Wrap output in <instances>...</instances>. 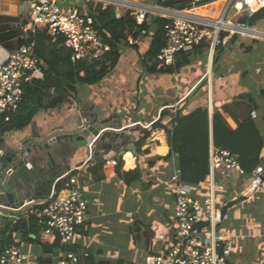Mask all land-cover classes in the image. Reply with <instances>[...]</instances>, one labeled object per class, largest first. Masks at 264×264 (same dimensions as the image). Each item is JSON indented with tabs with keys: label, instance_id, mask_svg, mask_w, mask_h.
<instances>
[{
	"label": "crops",
	"instance_id": "1",
	"mask_svg": "<svg viewBox=\"0 0 264 264\" xmlns=\"http://www.w3.org/2000/svg\"><path fill=\"white\" fill-rule=\"evenodd\" d=\"M28 1L0 0V34L16 33L15 37L5 39L9 46L3 45L5 51L16 48L23 29L30 27ZM132 2L149 10H180L163 7L157 0ZM58 4L61 8L76 6L85 12L88 4H101L112 6L115 12L109 0H58ZM229 4L230 0H208L180 11L194 18L215 20ZM118 8L124 15V9ZM154 15L147 13L148 22ZM249 18L245 11L236 12L230 4L225 19L248 26L254 34L225 32L228 42L216 62L217 49L211 51L208 42L203 41L208 50L193 52L188 63L174 73H148L141 65L139 55L149 47L150 34L155 30L152 24L151 33L137 41V50L129 45L122 47L116 66L101 81L76 85V91L60 107L42 109L24 129L4 135V146H14L53 137L83 124L124 131L126 143L121 156L110 151L94 158L88 144L74 146L67 139L54 144L65 155L68 170L77 169L87 204L86 220L69 245L79 255L78 264L88 257L94 264H143L146 255L167 249V240L175 230L176 202L170 179L179 168L164 130L151 127L163 109L176 102L178 107L184 103L186 111L205 107L210 119L218 109L235 128L233 117L221 107L233 102L253 104L252 110L257 114L253 119L264 140V14L252 23ZM84 108L90 112L87 117L83 116ZM145 132L149 134L145 144L136 150L135 141ZM98 162H103L102 167L90 170ZM260 164L264 165V155ZM136 168L147 175L143 180L123 175ZM250 178L251 174L226 178L215 171L213 175L209 172L204 182L192 185V195L197 199L216 187V202L223 213L220 230L233 234L235 241L227 264H264V181L253 194L245 196L242 191ZM38 209L29 208L18 219H25L26 223L22 230L12 232L14 243L28 256L29 264H57L62 254L58 239L45 237L40 227H32L27 221L30 213L39 219Z\"/></svg>",
	"mask_w": 264,
	"mask_h": 264
},
{
	"label": "built area",
	"instance_id": "2",
	"mask_svg": "<svg viewBox=\"0 0 264 264\" xmlns=\"http://www.w3.org/2000/svg\"><path fill=\"white\" fill-rule=\"evenodd\" d=\"M205 1L191 0V5ZM109 4L115 7L117 17L122 14L118 8L121 7L124 14L134 17L137 23H141L148 12L167 19L163 26L164 46L157 55L158 64L166 66L175 63L177 53L190 51L203 41L208 42L209 49L214 51L219 44L228 42L227 37H221L222 33L250 34L232 30V27L251 29L225 19L226 12L233 4L236 12L245 11L251 17L258 8L264 7V0H230L221 16L215 20L194 18L180 10L160 7L149 10L132 0H109ZM27 7L30 27L24 28L22 34L44 30L53 39L62 37V44L71 52V61L93 63L102 60L109 51V46L103 42L94 26L93 16L88 12L72 5L61 8L58 0H29ZM44 69L45 64L36 54L34 41L7 51L0 42V114L6 115L18 108L24 86L35 79H42ZM168 107L175 114L178 102ZM250 116L256 118V111L252 110ZM5 119L8 117L5 116ZM72 171H64L57 179V183L66 180L67 186L59 191L54 186L49 197L36 204L39 207L38 224L43 235L59 240L62 254L57 264H78L80 259L76 251L67 248L77 236L78 228L84 224L87 213L83 187L78 176L70 174ZM215 171H220L226 178L234 174L244 175L233 153L211 146L210 175ZM263 181L264 165L259 164L251 172L250 181L242 194H253ZM170 182L176 202L175 230L167 240V249L146 255L143 264H227L235 241L233 234L220 230L223 213L216 202V187L212 186L207 194L197 199L192 195V185L181 179L179 169L171 176ZM10 237V243L0 250V264H29L28 256L14 243V233Z\"/></svg>",
	"mask_w": 264,
	"mask_h": 264
},
{
	"label": "trees",
	"instance_id": "3",
	"mask_svg": "<svg viewBox=\"0 0 264 264\" xmlns=\"http://www.w3.org/2000/svg\"><path fill=\"white\" fill-rule=\"evenodd\" d=\"M157 3L163 7L181 10L190 7L191 0H157ZM88 5V13L93 16L98 34L109 46L106 56L93 63L73 62L70 50L62 44V37L53 39L44 30L21 34L18 38V45L34 41L36 54L45 64L44 74L42 79H35L24 86L22 98L15 111L8 112L6 115L0 114V138L8 132L24 129L31 123L38 111L60 107L76 91V85H94L101 81L116 66L122 47L129 45L137 50V41L151 33L152 24L155 26V30L150 34L149 47L139 55L141 65L147 69L148 73H174L188 63L193 52L201 53L208 50V44L201 42L195 45L192 51L177 53L174 64L157 68V55L164 46L163 26L167 22L166 18L154 15L148 22L149 19L146 16L141 23H137L134 17L128 13L116 17L112 6ZM262 14H264V7L257 10L248 21L252 23ZM15 36V31L5 32L0 34V42L9 47L4 42L5 39L8 40ZM221 37H224V33L221 34ZM129 38L132 40L131 44ZM216 49L215 62L218 61L224 49L223 44H219ZM231 106L236 111H233ZM253 107V104L242 102L224 104L221 110L229 113L236 122V127L232 128L220 110L217 109L210 119L207 108L196 107L191 111H186L183 103L177 107L175 114L168 109H163L160 118L151 127L163 129L168 136L170 152L176 154L181 179L186 183L197 185L207 178L211 143L216 149H225L233 153L244 174L250 175L254 168L260 164L261 157L264 155L263 136L250 116ZM5 116L8 119H5ZM164 117L167 119L163 120ZM148 135L145 132L135 141L136 150L142 148ZM102 165L103 162H98L90 170L94 172ZM70 174L78 176L76 170ZM123 175L133 179L141 178V180L147 176L142 169L138 168L125 172ZM64 186H67V181L61 180L56 183L55 189L59 191ZM27 221L32 224V227H40L35 213H30ZM25 223V219H20L11 226L0 245V250L10 243L11 233L22 230ZM57 245L61 247L59 240H57ZM67 248L74 250L72 246ZM83 264L94 263L88 257ZM117 264L123 263L118 262Z\"/></svg>",
	"mask_w": 264,
	"mask_h": 264
},
{
	"label": "water",
	"instance_id": "4",
	"mask_svg": "<svg viewBox=\"0 0 264 264\" xmlns=\"http://www.w3.org/2000/svg\"><path fill=\"white\" fill-rule=\"evenodd\" d=\"M89 113L83 109L84 117ZM123 138L124 131L90 124L14 146H4L5 139L0 138V245L10 227L27 209L46 200L57 179L68 170L65 155L61 148L54 147L55 143L59 145L61 139H67L74 146L88 144L93 157L97 158L110 151L121 156L126 143Z\"/></svg>",
	"mask_w": 264,
	"mask_h": 264
},
{
	"label": "bare ground",
	"instance_id": "5",
	"mask_svg": "<svg viewBox=\"0 0 264 264\" xmlns=\"http://www.w3.org/2000/svg\"><path fill=\"white\" fill-rule=\"evenodd\" d=\"M155 8H156V7H155ZM232 30H239V31H241V32L243 31V32H247V33H250V34H254V32H255V31L252 30V29H251V30H248V29L246 30V29H242V28H238V27H232Z\"/></svg>",
	"mask_w": 264,
	"mask_h": 264
}]
</instances>
